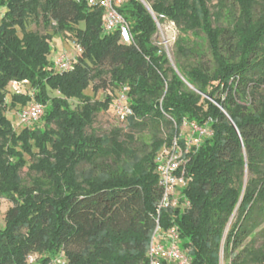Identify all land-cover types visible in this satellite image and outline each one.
Returning <instances> with one entry per match:
<instances>
[{
    "label": "trees",
    "instance_id": "obj_1",
    "mask_svg": "<svg viewBox=\"0 0 264 264\" xmlns=\"http://www.w3.org/2000/svg\"><path fill=\"white\" fill-rule=\"evenodd\" d=\"M143 1L119 8L133 37L124 44L85 1L0 0V198L12 204L0 219V264H27L31 255L41 264L59 256L64 264H150L163 195L157 157L185 120L212 135L191 146L179 170L190 207L165 210L162 226H177L193 264H221L224 242L226 264H264V0H219L228 26L215 23L212 0ZM146 5L177 26L174 61ZM39 22L44 34L29 29ZM57 35L82 49L72 71L51 60ZM204 41L212 64H183L206 56ZM13 82L22 92L9 105ZM91 87L111 92L93 100ZM124 87L129 125L153 131L143 155L119 131L88 132ZM32 103L45 106L44 128H15L8 110Z\"/></svg>",
    "mask_w": 264,
    "mask_h": 264
},
{
    "label": "built area",
    "instance_id": "obj_2",
    "mask_svg": "<svg viewBox=\"0 0 264 264\" xmlns=\"http://www.w3.org/2000/svg\"><path fill=\"white\" fill-rule=\"evenodd\" d=\"M75 3L83 1L90 7H99L103 11V31L104 33H113L118 31L120 41L124 44H131L133 41L132 33L128 22L120 13L121 8L127 0H71ZM153 14V13H152ZM1 15V11H0ZM158 29L161 23L153 14ZM161 47V43H159ZM162 48V47H161ZM82 49L77 47V53L71 57L68 53H63L54 61L55 67L59 72H69L73 70L74 61L80 55ZM170 58L168 50L165 51ZM13 89L17 93L22 92V86L12 83ZM128 87H124L119 92L118 98L114 105L115 112L120 122H126L133 116V110L129 105ZM45 114V106L39 103H32L17 112L19 125L18 127H27L38 122ZM186 134V135H185ZM212 133L207 128L200 127L196 123L185 120L182 124V132L173 143L166 147L157 157L158 173L160 184L163 187V195L159 202L156 228L152 236L149 248L150 264H193L188 249L182 248L181 234L177 226H171L164 229L162 226V213L165 210L190 207V202L183 195V189L186 187V181L183 175L179 174L181 166L184 164V156L191 146H200L203 139L211 136ZM180 140H185L186 149L180 145ZM27 264H41L36 255L28 258ZM50 264H64L63 257L59 256Z\"/></svg>",
    "mask_w": 264,
    "mask_h": 264
},
{
    "label": "rangeland",
    "instance_id": "obj_3",
    "mask_svg": "<svg viewBox=\"0 0 264 264\" xmlns=\"http://www.w3.org/2000/svg\"><path fill=\"white\" fill-rule=\"evenodd\" d=\"M219 0H212L209 1V6L215 15L216 24L219 26H228L230 23V20L225 16H220V11L218 8ZM30 30L38 31L42 34L46 32V29L44 28L43 24L41 22L37 23H31L29 26ZM48 31H50L48 29ZM180 32L177 28V26L170 21H165L161 24V28L159 29L157 35L155 36V39L158 43H161V47L164 51L168 50L170 54V59L172 61L175 60L176 57H178L177 54V47L176 42L179 38ZM192 40L197 42V40L193 37H191ZM202 43V42H201ZM192 45V44H190ZM204 49L206 50V56L202 58H198L196 56H191L188 59H181V62L187 66L195 65L197 62H203L206 65H211V56L208 53L207 50V44L204 41L202 43ZM51 47H52V55L51 60L55 61L57 57L62 55L63 53H68L71 57H74L77 53V46L76 44L71 40H65L62 35H57L53 38L51 41ZM9 94L7 96V103L10 105L11 98L14 94H16V91L13 89L12 85L8 88ZM111 92V89L108 90H100L99 92H94L93 87H91L87 94L90 95L93 100H100L104 97V95L109 94ZM73 107H77L79 105V102L76 100L71 101ZM8 119L12 122L13 126L18 129L19 120L16 109H9L7 112ZM37 124L44 128L43 121L40 119ZM34 123L29 125L30 127H33ZM94 131L98 136L103 135H110L113 131H119L121 134V140L126 141L128 146L134 150L139 155H143L144 153L149 151V146L151 145L153 131L149 128H135L131 127L129 125V122H120L116 116L115 107L114 104L111 106V108L108 111H103L96 115L94 123L91 128L88 129V132L91 133ZM166 132V131H164ZM186 135V134H185ZM164 136V135H163ZM82 168H87V165H83ZM28 170L24 169L22 172V176L25 178L26 182L29 183V179L26 177ZM12 207V204L6 200H3L0 198V219H3L5 212ZM234 222V219H231V222L228 226V231L231 227V224ZM228 233V232H227ZM226 233V235H227ZM262 240H258V245L261 244ZM225 243V242H224ZM222 244V251H221V264L228 263L224 251V245Z\"/></svg>",
    "mask_w": 264,
    "mask_h": 264
},
{
    "label": "water",
    "instance_id": "obj_4",
    "mask_svg": "<svg viewBox=\"0 0 264 264\" xmlns=\"http://www.w3.org/2000/svg\"><path fill=\"white\" fill-rule=\"evenodd\" d=\"M143 1V0H142ZM144 2V1H143ZM147 6V5H146ZM147 8L149 9V11L151 12V13H153L152 11H151V9L147 6Z\"/></svg>",
    "mask_w": 264,
    "mask_h": 264
}]
</instances>
